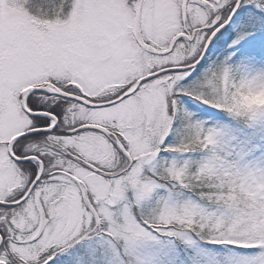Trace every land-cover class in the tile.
I'll return each instance as SVG.
<instances>
[{"label": "snow or ice", "instance_id": "1", "mask_svg": "<svg viewBox=\"0 0 264 264\" xmlns=\"http://www.w3.org/2000/svg\"><path fill=\"white\" fill-rule=\"evenodd\" d=\"M257 54L264 0H0V264H264Z\"/></svg>", "mask_w": 264, "mask_h": 264}, {"label": "trees", "instance_id": "2", "mask_svg": "<svg viewBox=\"0 0 264 264\" xmlns=\"http://www.w3.org/2000/svg\"><path fill=\"white\" fill-rule=\"evenodd\" d=\"M259 40H260V37L257 36L255 41L250 39L249 41L243 42L241 45L243 52L248 53V52L256 51L257 53H259L258 48L253 49V44H258ZM226 46L227 45H225V47ZM218 54H219V50L213 49L212 59L208 61V63H205L203 68H201L199 65L197 66L199 70L193 73V77H192L193 81L196 80L198 77H200L205 72V70L211 65L212 61L216 60V57ZM234 59L236 58L234 57ZM237 64L241 65V70L245 74H255V73H250V70L252 69V67H264V55H260V54L240 55L239 59L237 60ZM239 74L241 73L238 72L237 75ZM242 100L247 105H264V94L255 95L254 99H251L250 95H245L242 97ZM185 107H188V105H185ZM193 107H195V105H193ZM261 138L264 139V134H262ZM168 139L171 142L173 140V137L170 136ZM259 142L260 141H257L253 145V148L257 147ZM168 155L169 154L162 153V156L167 157ZM57 264H68L67 258L64 256L59 257L57 260Z\"/></svg>", "mask_w": 264, "mask_h": 264}, {"label": "rangeland", "instance_id": "3", "mask_svg": "<svg viewBox=\"0 0 264 264\" xmlns=\"http://www.w3.org/2000/svg\"><path fill=\"white\" fill-rule=\"evenodd\" d=\"M232 28L235 27V25L231 26ZM258 72H264V67H252L250 70V73H258ZM251 99L255 98V95H250ZM264 158V143L259 142L258 146L255 148H252V151L250 153L249 159L250 160H259Z\"/></svg>", "mask_w": 264, "mask_h": 264}]
</instances>
